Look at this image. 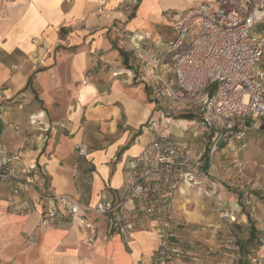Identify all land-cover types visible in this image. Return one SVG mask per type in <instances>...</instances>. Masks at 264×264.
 <instances>
[{
    "label": "crops",
    "instance_id": "crops-1",
    "mask_svg": "<svg viewBox=\"0 0 264 264\" xmlns=\"http://www.w3.org/2000/svg\"><path fill=\"white\" fill-rule=\"evenodd\" d=\"M196 1L0 0V148L24 145L23 164H35L38 189L86 204L118 197L127 162L155 135L149 122L157 134L202 147L189 117L163 118L147 77L138 78L142 69L151 72L143 62L176 36L164 12L184 14ZM143 45L150 52L137 49ZM188 191L183 184L173 198L179 245L192 241L188 225L212 218L202 204L183 207ZM8 192L9 182H1L0 245L33 264H158L153 223L104 238L96 222L97 238L88 242L89 230L76 220L44 219L46 203L30 192L34 211L10 209Z\"/></svg>",
    "mask_w": 264,
    "mask_h": 264
},
{
    "label": "built area",
    "instance_id": "built-area-1",
    "mask_svg": "<svg viewBox=\"0 0 264 264\" xmlns=\"http://www.w3.org/2000/svg\"><path fill=\"white\" fill-rule=\"evenodd\" d=\"M175 22V38L151 58L149 95L163 118L189 117L194 134L201 138V149L157 134L149 122L147 129L155 135L141 154L127 162L121 194L116 198L102 194L94 204H86L70 195L38 189L35 164H23L24 145L0 148V183L9 182L10 209L21 214L34 211L36 202L25 195L30 192L46 203L44 219L61 225L76 220L89 230L88 242L97 238L96 222L105 238L130 233L142 221L153 223L158 234L154 260L183 264L188 250L175 241V192L183 184H201L209 175L207 159L222 146L243 144L251 128L264 137V0H200ZM233 163L241 171V162L233 159ZM238 187L251 207L252 191L243 183ZM234 216L233 210L221 213L229 221Z\"/></svg>",
    "mask_w": 264,
    "mask_h": 264
},
{
    "label": "rangeland",
    "instance_id": "rangeland-1",
    "mask_svg": "<svg viewBox=\"0 0 264 264\" xmlns=\"http://www.w3.org/2000/svg\"><path fill=\"white\" fill-rule=\"evenodd\" d=\"M182 12L178 11L174 15H172L174 12L170 11L164 13L169 14L166 19L169 23L173 22L175 28V21L180 18ZM191 34L192 31L185 35V43L191 38ZM146 40L148 41L147 38ZM183 46L184 44L176 51L181 50ZM140 48L148 50L144 45ZM166 59L168 63H171L169 58ZM147 62L151 60L143 63ZM141 73L143 75H139L138 78L145 80L147 77L148 85L151 73L148 76V72L143 69ZM242 143L222 146V150L213 154L211 160L207 159L210 165L208 177L199 185H187L189 191L185 197L182 196L183 207L188 209L189 206L202 204L201 209L212 218L187 226L186 229L195 232L191 237L192 241L189 243L184 241V244L180 245L188 250L182 258L183 264H237L239 262L264 264V137L257 129L251 128ZM205 154L209 155L207 151ZM233 159L241 162V171H238V166L234 165ZM240 183L253 193L254 202L252 201L251 207L244 203L242 192L238 187ZM225 210L234 211L235 216L232 221L221 217V213ZM240 218L243 219L240 220ZM174 226H176L175 221ZM250 226H253V233ZM202 236L205 239L202 240ZM19 253L20 250L17 248L4 249L3 245H0V264L9 262L33 264L36 261V259L29 260L21 257Z\"/></svg>",
    "mask_w": 264,
    "mask_h": 264
},
{
    "label": "trees",
    "instance_id": "trees-1",
    "mask_svg": "<svg viewBox=\"0 0 264 264\" xmlns=\"http://www.w3.org/2000/svg\"><path fill=\"white\" fill-rule=\"evenodd\" d=\"M181 118H183V117H185V116H180ZM208 165V162L206 161V164H205V166H207ZM250 229H251V233H253V231H254V229H253V226H250ZM250 233V234H251ZM251 238H252V235H251ZM240 248H241V246H240ZM9 264V263H8ZM237 264H241L240 262L239 263H237Z\"/></svg>",
    "mask_w": 264,
    "mask_h": 264
}]
</instances>
